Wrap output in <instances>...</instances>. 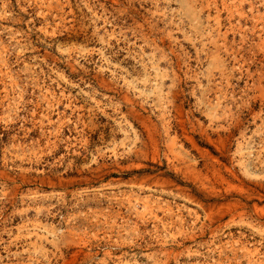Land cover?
I'll use <instances>...</instances> for the list:
<instances>
[{
	"label": "rangeland",
	"instance_id": "374dc122",
	"mask_svg": "<svg viewBox=\"0 0 264 264\" xmlns=\"http://www.w3.org/2000/svg\"><path fill=\"white\" fill-rule=\"evenodd\" d=\"M0 264H264V0H0Z\"/></svg>",
	"mask_w": 264,
	"mask_h": 264
}]
</instances>
